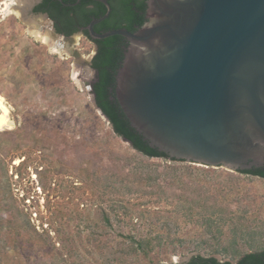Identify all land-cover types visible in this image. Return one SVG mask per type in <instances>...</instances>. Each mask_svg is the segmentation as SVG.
Instances as JSON below:
<instances>
[{
    "label": "rangeland",
    "instance_id": "rangeland-1",
    "mask_svg": "<svg viewBox=\"0 0 264 264\" xmlns=\"http://www.w3.org/2000/svg\"><path fill=\"white\" fill-rule=\"evenodd\" d=\"M4 1L0 95L14 127L0 133V264L234 263L264 249V180L138 153L97 111L82 67L38 41L46 20L5 14ZM74 48L95 51L79 34Z\"/></svg>",
    "mask_w": 264,
    "mask_h": 264
},
{
    "label": "water",
    "instance_id": "water-1",
    "mask_svg": "<svg viewBox=\"0 0 264 264\" xmlns=\"http://www.w3.org/2000/svg\"><path fill=\"white\" fill-rule=\"evenodd\" d=\"M97 1L106 14L87 30L96 40H128L115 96L152 148L236 172L264 166V0H149L147 21L137 32L99 34L93 28L111 7ZM30 9L23 7V15ZM37 16L49 23L45 31L55 47L89 79L91 57L74 48L78 34L59 35L49 18ZM84 86L94 100L91 84Z\"/></svg>",
    "mask_w": 264,
    "mask_h": 264
},
{
    "label": "trees",
    "instance_id": "trees-1",
    "mask_svg": "<svg viewBox=\"0 0 264 264\" xmlns=\"http://www.w3.org/2000/svg\"><path fill=\"white\" fill-rule=\"evenodd\" d=\"M77 0H43L35 8V12H46L54 21V28L58 34L69 36L78 30V26H87L93 19L106 14L107 8L97 0H80L76 6L68 7L65 4L75 3ZM111 6L109 17L98 24L94 31L105 33L113 30L125 29L131 33L137 32L146 23V12L149 0H106ZM91 6V7H89ZM88 37V31H85ZM88 39H90L88 37ZM97 46L96 55L92 60V68L96 71V81L92 83L95 105L107 118L114 133L122 139L127 140L131 146L140 154L148 158H160L176 161L166 153L152 148L149 141L142 133L138 132L123 113L116 96V75L121 67L129 42L123 36H111L101 40H90ZM10 148V147H9ZM1 149V148H0ZM8 148L4 147L1 152L7 153ZM183 162V160H182ZM3 160L0 157V173L5 174L2 166ZM240 174L249 175L264 180V166L252 167L249 170L237 171ZM146 181L147 178H142ZM150 183L149 179L147 180ZM210 198L209 196L207 197ZM11 203V202H10ZM8 211L11 218L20 217L22 210L16 202L9 204ZM158 237L151 238L143 243L139 240V248H150L151 244ZM152 250V248H150ZM188 264H264V249L243 255L236 262H220L215 257L196 256Z\"/></svg>",
    "mask_w": 264,
    "mask_h": 264
},
{
    "label": "bare ground",
    "instance_id": "bare-ground-1",
    "mask_svg": "<svg viewBox=\"0 0 264 264\" xmlns=\"http://www.w3.org/2000/svg\"><path fill=\"white\" fill-rule=\"evenodd\" d=\"M28 2V1H27ZM26 0H6L3 2V5H5V9H4V13L5 14H11L14 12V8H17V10L14 12L16 14H23V7L26 6L27 4ZM13 7V9H12ZM24 17V15H23ZM49 24V23H48ZM47 23L46 21H43L42 23H35V25L33 24L34 28L36 26V28H42L44 30V32H42V35L40 30L36 33V38L38 39V41H42V42H47L46 38L44 36H49L48 33H46V29H49V27L46 26ZM50 39L51 42V47L52 49L55 51H53L54 53H62L61 50H59L58 48L55 47V43L53 40H51L50 36L48 37ZM76 40V39H75ZM76 42V41H75ZM85 59H89L88 57ZM89 75V74H88ZM82 76H84V71L82 70ZM11 108L9 106V104H7L4 96L0 95V133L6 131V130H11L14 127V122L11 120ZM13 130V129H12Z\"/></svg>",
    "mask_w": 264,
    "mask_h": 264
},
{
    "label": "flooded vegetation",
    "instance_id": "flooded-vegetation-1",
    "mask_svg": "<svg viewBox=\"0 0 264 264\" xmlns=\"http://www.w3.org/2000/svg\"><path fill=\"white\" fill-rule=\"evenodd\" d=\"M42 1L43 0H37V2H35L32 6H31V9H30V13L31 14H34V15H43V16H46L47 18H49L52 22H53V26H54V21L49 17V15L46 13V12H35L34 10H35V8L38 6V5H40L41 3H42ZM106 1V0H105ZM100 2V1H99ZM108 2V1H107ZM77 3H79V0H77L75 3H70V4H65L66 6H68V7H75L76 6V4ZM73 4H75V5H73ZM103 4V3H102ZM109 4V3H108ZM110 5V4H109ZM89 7H91V6H89ZM111 7V6H110ZM111 13V12H110ZM147 13V12H146ZM110 15V14H109ZM109 17V16H108ZM107 17V18H108ZM145 17H146V15H145ZM100 18V17H99ZM106 18V19H107ZM27 20V19H26ZM94 20V19H93ZM48 23V22H47ZM101 23V22H100ZM99 23V24H100ZM89 25V24H88ZM88 25L87 26H78V30L75 32V33H73L72 35H75V34H80V36L81 37H84V38H86L87 40H89V42L94 46V49H95V51L93 52V54H92V56H91V61H90V65L89 66H87L89 69H91L92 70V72H90L91 74H92V77H91V75H89V79H86L84 76H83V78H85L84 79V81H88V82H90L89 80L90 79H93L92 80V83H94L95 81H96V71L92 68V60H93V57L96 55V51H97V46L92 42V41H90V40H95V39H93V38H91V36H90V34H89V32H88V37L90 38V39H88V37L85 35V31H88L87 30V27H88ZM98 24H96L95 26H94V28L93 29H95V27L97 26ZM48 27V26H47ZM55 29V28H54ZM95 32V31H94ZM96 33V32H95ZM106 33V32H105ZM99 34V33H98ZM59 35H62V34H59ZM72 35H69V36H72ZM89 58V57H88ZM82 75V74H81ZM92 85V84H91Z\"/></svg>",
    "mask_w": 264,
    "mask_h": 264
}]
</instances>
